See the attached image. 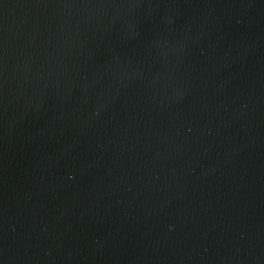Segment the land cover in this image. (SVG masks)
Masks as SVG:
<instances>
[{
    "label": "water",
    "instance_id": "95a60500",
    "mask_svg": "<svg viewBox=\"0 0 264 264\" xmlns=\"http://www.w3.org/2000/svg\"><path fill=\"white\" fill-rule=\"evenodd\" d=\"M0 264H264V0H0Z\"/></svg>",
    "mask_w": 264,
    "mask_h": 264
}]
</instances>
